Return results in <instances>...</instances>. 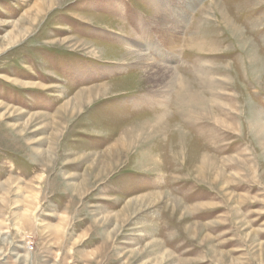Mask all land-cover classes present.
Segmentation results:
<instances>
[{"label": "rangeland", "instance_id": "1", "mask_svg": "<svg viewBox=\"0 0 264 264\" xmlns=\"http://www.w3.org/2000/svg\"><path fill=\"white\" fill-rule=\"evenodd\" d=\"M255 122L264 0H0V264H264Z\"/></svg>", "mask_w": 264, "mask_h": 264}, {"label": "bare ground", "instance_id": "2", "mask_svg": "<svg viewBox=\"0 0 264 264\" xmlns=\"http://www.w3.org/2000/svg\"><path fill=\"white\" fill-rule=\"evenodd\" d=\"M225 15V14H224ZM223 18V17H222ZM223 20V19H222ZM227 21V20H226ZM225 22V21H224ZM229 22V21H228ZM232 28H234V30L236 31L237 30V28L236 27H234V26H232ZM148 37V36H147ZM146 40V39H145ZM144 40V41H145ZM166 41H171V43L173 42V44H175V42L171 39V37H169V38H167V40ZM169 44H171L170 42H168ZM145 44V43H144ZM149 44V43H148ZM181 44V43H180ZM150 45V44H149ZM179 46V45H178ZM175 47V46H174ZM175 49V48H174ZM134 51V50H133ZM147 54V52H146V49L144 48V49H138L137 50V52H136V56H138L137 57V64L139 65V67L140 68H143V70L144 69H146L147 67H149V65L151 64V61L149 62V59L147 58V57H145V55ZM173 56H174V54H173ZM149 57V56H148ZM136 58V57H135ZM151 60V59H150ZM158 65V64H157ZM150 69V68H149ZM156 69V68H155ZM171 73V72H170ZM155 76V75H154ZM153 76V77H154ZM158 76V75H157ZM165 77V76H164ZM170 77V76H169ZM166 78V77H165ZM157 79V78H156ZM174 79V78H173ZM160 81V80H159ZM171 82V81H170ZM165 84V83H164ZM99 88V87H98ZM167 88V87H166ZM189 88V87H188ZM159 89V88H158ZM152 94H154V93H152ZM188 93L186 92V91H183V92H179V94H178V97H177V103L179 104V105H188L189 104V102L192 100V98L194 99L195 97H193V94L192 95H190V94H188ZM195 94V93H194ZM175 95H177V94H175ZM199 95V94H198ZM155 96V97H154ZM153 97H154V100L156 101V102H161L162 103V100L160 99L159 100V96H157V94L156 95H154ZM187 96H189V98L187 97ZM151 97V96H150ZM175 98V97H174ZM152 101V100H151ZM177 105V104H176ZM179 105H177V106H179ZM186 109V108H185ZM188 111V110H187ZM190 112V111H189ZM165 116V115H164ZM141 122V121H140ZM259 122H255V123H253L254 125H256L257 124V132L258 133H264V129L263 128H261L260 126H259V124H258ZM161 124V123H160ZM157 126V125H156ZM162 127H164V126H162ZM158 128H159V126H158ZM154 129V127H152L151 125H149V129H148V133H149V131H152ZM140 131V130H139ZM155 131V130H154ZM143 134V132L141 133H138V135H135L137 138L139 137V136H141ZM132 137V136H131ZM136 138L134 137V140H135ZM118 150V149H117ZM111 151H113V149L111 150ZM114 152V151H113ZM116 153H118V151L116 152ZM115 153V155H117ZM118 154H120V152L118 153ZM109 154H107V156H108ZM111 156V155H110ZM118 157H120V156H118ZM113 157H111V159H112ZM109 159V158H108ZM107 161V160H106ZM104 164V163H103ZM151 164V163H150ZM109 166V165H108ZM149 201V200H148ZM151 201V200H150ZM129 204V203H128ZM127 204V205H128ZM125 209V208H124Z\"/></svg>", "mask_w": 264, "mask_h": 264}]
</instances>
